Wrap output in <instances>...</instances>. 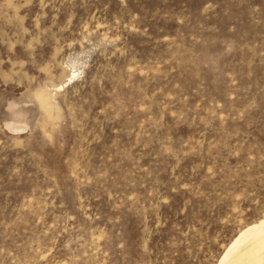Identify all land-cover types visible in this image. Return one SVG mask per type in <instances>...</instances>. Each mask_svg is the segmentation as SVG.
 <instances>
[{
    "label": "rangeland",
    "instance_id": "374dc122",
    "mask_svg": "<svg viewBox=\"0 0 264 264\" xmlns=\"http://www.w3.org/2000/svg\"><path fill=\"white\" fill-rule=\"evenodd\" d=\"M262 220L264 0H0V264H219Z\"/></svg>",
    "mask_w": 264,
    "mask_h": 264
},
{
    "label": "bare ground",
    "instance_id": "6f19581e",
    "mask_svg": "<svg viewBox=\"0 0 264 264\" xmlns=\"http://www.w3.org/2000/svg\"><path fill=\"white\" fill-rule=\"evenodd\" d=\"M258 225L264 226V220L260 221ZM257 226L243 231L239 237L231 243L230 247L226 250L225 257L220 261L219 264H264V228L256 230ZM246 233H250L249 235H254V242L252 243L251 247L244 252L232 255L229 258L228 256L231 255L232 250L241 242L243 236ZM259 233L262 234L258 235Z\"/></svg>",
    "mask_w": 264,
    "mask_h": 264
}]
</instances>
